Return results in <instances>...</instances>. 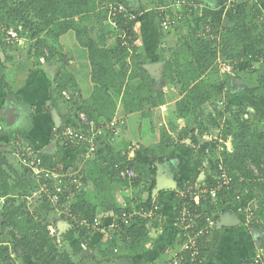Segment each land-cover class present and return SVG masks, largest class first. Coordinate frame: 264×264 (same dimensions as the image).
<instances>
[{"label":"trees","instance_id":"16d2710c","mask_svg":"<svg viewBox=\"0 0 264 264\" xmlns=\"http://www.w3.org/2000/svg\"><path fill=\"white\" fill-rule=\"evenodd\" d=\"M157 1L162 6L166 5V0ZM218 2L220 6H225L228 0H218ZM121 6L127 9V1L0 0V31L2 28L23 26L20 36L31 41L28 54L33 55L38 61L42 56H46L48 61L54 59L59 52L57 45L60 38L73 31L78 44L87 50L92 70L91 80L94 85L93 92L87 101L79 105L74 104L76 115L83 112L98 122L111 121L117 117L120 101L125 115L145 108L160 107L165 103L164 94L156 90L157 85L162 82L153 78L144 68L141 56L134 55L136 48L133 28L138 20L135 17L129 19L124 13H119ZM113 8L117 11L115 16L110 14ZM229 12L231 26H224L222 30L219 23L211 17L213 30L216 35H219L216 40L202 39L197 34L189 38L187 48L192 62L182 63L176 59L177 62L167 63L164 68V78L170 79L172 83H175L176 77H184L182 83L185 96L179 104L177 113L180 132L183 134L180 140L191 139L190 157L195 152L194 148L198 146L197 136L206 133L209 129L199 121V117L203 114L198 113V110L213 96L211 90L213 86L203 79L204 74L215 64L214 71L218 72V69L222 68L218 60L232 62L233 64L229 66L231 67L229 69H232L235 63L245 58L244 44L237 35L242 29H249L255 34V48L264 49V23H259V15L251 5V1L236 0ZM129 14L132 15L131 12ZM198 15L196 14V17ZM156 16L161 27L158 13ZM204 23L205 18L201 16V28ZM95 33L97 37L93 38ZM113 35L117 38L111 41ZM0 45L2 48L0 50V74L2 75L0 81L9 91L2 58L5 51L11 47L3 41ZM59 58L62 60L64 56ZM259 61V57L247 61L242 70L245 77L238 76L240 82L246 85L244 87L246 93L254 99L264 98V64L259 69L252 68ZM226 72L230 77L229 70ZM54 85L50 99L54 106L57 99H64V91L70 87H78L74 77L66 71L56 74ZM223 88V83L218 84L215 87V96L221 95ZM238 108L239 110L224 123L232 149L228 151L224 143L222 160L228 169L229 176L233 179V185L230 191H222L220 198L223 204L234 203L236 192L249 189L258 198L259 210L256 217L263 222L259 228L264 229V130L256 128L250 118L244 117L247 114L249 117V111L243 108V104ZM143 114L149 115L148 112ZM190 114L195 116L197 126L188 131L184 127ZM222 118L224 114L217 112L218 121H214L211 125L218 127ZM164 135L163 131L161 141L156 146L143 147L138 144L133 146V150L143 154L146 161H139L136 157L130 158L129 154L121 156L115 151L116 142L109 144V139L104 138L97 156L90 160L86 173L82 171V179L87 187L90 183L94 186L95 194H90L87 190L76 194L72 204L75 218L79 220L88 218L93 221L100 213L105 217L109 212L115 217L116 225L113 230L108 231L107 236L98 244L99 255L104 261L112 260L110 256H114L112 250L119 243L132 255L145 253L153 249L155 245L158 230L154 225L151 229L149 219L137 216L129 225H125L119 219L117 220V216L132 211V205H135L137 209L145 208L148 211H155L156 200L153 198V193L157 187L159 166L166 163V155L169 152ZM74 150L82 155L80 150ZM250 165L257 170V173ZM117 166L121 169L133 170L136 177L132 180L121 179ZM58 171L61 169L58 168ZM174 180L178 186L177 189L186 182L180 180L177 175ZM42 184H47L54 192V182L51 179H46ZM33 186L34 178L29 170L23 166L21 173L14 170L0 150V204L1 200H4L2 205L4 221L0 223V264H18V261L26 264L22 261L24 255L31 256L38 264H76L68 253L58 248V236L51 220V215L62 207L54 206L48 201V196L42 195L38 205L33 209L26 201L27 196L31 195ZM119 186L126 188L144 186L148 199L121 207L115 201L113 193L114 187ZM173 203L178 210L180 203L176 192L173 194ZM223 204L216 210L221 211L224 208ZM59 217L72 225V231L82 243H87L95 231L78 226L64 215ZM239 219L244 223L243 217ZM216 230L219 229L215 228L214 231ZM12 232L14 237L11 243L4 241L3 235H9ZM209 237L205 238L201 244V254L204 259L210 249L219 243V238L214 236L208 244ZM104 245H107L106 250H102Z\"/></svg>","mask_w":264,"mask_h":264},{"label":"crops","instance_id":"0c3cea01","mask_svg":"<svg viewBox=\"0 0 264 264\" xmlns=\"http://www.w3.org/2000/svg\"><path fill=\"white\" fill-rule=\"evenodd\" d=\"M126 1L128 3V12H131L132 16L138 20L133 28L135 32L134 46L136 48L134 55L142 57L145 69L148 65H161L160 70L156 71V73L151 74L148 72L153 78L162 82V84L157 85L156 90L164 94L165 103L160 107L145 108L142 111L125 115L121 101L118 102L117 117L124 119V125L121 127V136L116 140L115 151L121 156L129 154L130 158L136 157L139 161H146L143 154L136 153L133 150V146L137 144L143 147L156 146L160 143L164 131V140L169 148V152L166 155L168 162L166 161V163L159 166L157 185L160 183L175 185V175L179 176L180 180L193 183L199 181L208 182L210 179L206 180V174L212 170L211 168L215 160L222 157V152L225 150L223 147L224 143L227 145L228 151L232 149L231 142H229V138L226 135L224 123L231 114L239 110L237 108L240 105L243 104V108L249 111L248 118L252 120L251 122L254 126L264 130V98L254 99L245 94V90L241 91V87H235L233 84H241L242 82L239 79H235L232 83L226 72L229 70L231 76L232 73H235L233 71L238 69L241 71L239 76L245 77V73L242 72L243 66L249 59L255 57L260 58V61L255 63L258 65L256 69H259L264 64V53L261 52L263 48H255V34L249 29H242L237 35L238 39L244 44L245 58L235 63L232 69H229L231 67L226 69L221 68L218 69V72H215V64L211 68L212 70L210 69L204 74L203 79L213 86L211 89L213 96L198 110V113L200 115L203 114L199 117V121L204 123L205 127L209 129L206 133L197 136L198 146L194 148L195 152L190 157L191 139L180 140L183 134L180 132L181 128L177 113L179 104L185 96L182 83L184 77H176L175 83H172L170 79L164 78V68L167 63H174L176 59L182 63L192 62V58L188 55L189 49L187 48V43L189 42V38L197 34L201 29V15L199 14V16L198 13L197 17H195L196 14L190 15L189 18L180 21L173 30L167 32L160 27L156 16L158 12L156 13V10L168 7L169 4L176 3L177 0H166L165 6H162L157 0ZM188 1H195L206 6L213 19L221 26V30L224 26H231V17L229 18L228 16L230 15L225 14L229 12V9L225 8V6H220L218 0ZM250 1L259 15V23H264V0ZM151 3L153 4L152 8L148 7ZM182 9L186 11L185 8ZM224 9L225 18L224 16L223 18L227 19L228 23L222 22V18H216L220 17ZM177 10L179 11L180 9L175 7L174 11ZM71 32L74 35L73 46L76 53L69 51V54L66 49L68 46L66 39ZM96 37L97 34H93V38ZM23 40L22 44L8 48L2 58V63L5 67V80L11 91H8L0 81V121L2 122L0 124V150L5 154L12 168L21 173L22 165L13 151V143L18 137H21L24 142L29 141L32 145L42 148L41 150L44 155L49 159L47 161H54L52 166L55 168L58 167L69 171L81 169L86 173L87 167L91 162L86 161L74 149L58 148L55 150L57 147L53 144L55 141L52 132L55 124V112L62 120V124H65L63 122H67V120L71 121V123L75 122L77 115L74 104L77 103L79 105L87 101L93 92L92 70L87 50L78 44L75 33L70 31L60 38L57 45L59 52L54 59L50 61L46 59L44 64L37 61L38 66L31 69L30 58L33 57L32 59H34L33 55L21 60L12 56L14 50L19 52L21 48L25 49L28 47L26 41L29 42V40L25 37H23ZM247 49H252L257 52V55L248 57L245 52ZM60 56H64V58L62 60L58 59ZM59 67H63V71L68 72L74 77L78 87H70V89L64 91L72 93L71 100L73 102L66 100L64 96V99H57L54 106L50 99L55 88L54 78L59 73ZM6 72L12 74H7ZM1 76L0 74V78ZM11 77L12 79H10ZM237 80L238 82H236ZM218 81L220 84L223 83L224 88L221 95L215 96V87ZM6 101H9V105L4 109ZM144 112H148L149 115H144ZM217 112L223 113L224 118L220 120L218 127H215L211 123L213 124L217 120ZM195 119V116L190 114L185 121L184 128L188 131L196 128ZM217 133H219V136ZM224 139L226 140L223 141ZM81 165L84 166L80 168ZM86 190L90 194H93L95 191L91 183ZM174 192L175 190L166 186L157 195L153 193V198L156 200L155 214L150 220V227L153 229L154 225L158 230L157 240L153 249L145 253L132 255L119 243L112 250L114 256L110 255L112 260H114L113 264H167L180 250L184 239L176 225L177 209L173 203ZM113 193L115 201L121 207L129 203L132 205L148 199V193L144 186L140 188L114 187ZM131 207L135 208L136 206L132 205ZM225 214L235 215L231 209L226 208L225 212L221 211L217 214L216 219L218 223ZM98 217L101 219L102 227L93 232L87 243L80 242L76 233L72 231L71 226L66 221H62L60 217L52 221L54 231L58 236V248L68 253L76 264H112L110 261L106 262L104 260L98 262L96 260L98 256L95 251L98 252L99 242L116 225L115 217L110 212L105 217L100 213ZM218 229L207 239V243L209 244L215 236L219 238V243L207 253L205 264H241L242 261L255 254L257 246L251 233L243 223L233 227ZM106 249L107 245H104L102 250ZM99 257L102 258L101 256ZM23 259L22 261L26 263L28 260L29 264H38L29 255H24ZM18 264L23 263L18 261Z\"/></svg>","mask_w":264,"mask_h":264},{"label":"built area","instance_id":"2783aa9c","mask_svg":"<svg viewBox=\"0 0 264 264\" xmlns=\"http://www.w3.org/2000/svg\"><path fill=\"white\" fill-rule=\"evenodd\" d=\"M236 0H228L225 8L230 10V7ZM178 7L180 10L174 11ZM185 8L186 11H183ZM116 9H112V16L116 15ZM119 13H124L125 17L134 19L124 7L119 8ZM199 13L205 18L203 27L197 33V36L202 39L216 40L219 35L213 30L211 14L206 6L195 1L177 0L176 3L169 4L168 7H162L158 10V15L161 23V28L164 31L173 30L177 24L189 18L190 15ZM113 25H115L113 23ZM23 26L2 28L0 31V42L3 41L9 47L13 48L18 44L23 43V37L20 34L23 32ZM0 45V50H1ZM47 55V54H46ZM46 56H42L39 60L44 64ZM218 64L222 68L229 67L232 62H223L218 60ZM258 65L252 68L256 69ZM63 96L66 100L71 101L70 97ZM246 119L247 115L244 116ZM75 122H70L63 127L53 129V139L60 145L66 148L78 149L82 152V156L86 161H92L97 156L100 149L101 141L108 138L109 144L116 142L120 136L121 127L124 125V119L115 117L111 121L98 122L90 118L87 114L80 112ZM1 128V127H0ZM14 154L18 157L20 164L27 168L35 180L51 179L54 182V192L51 191L47 184H42L32 195L27 196L28 205L33 201L32 197L38 201L42 195L48 196V201L54 206L62 207L57 211L59 216L64 215L72 219L78 226L86 227L87 229L99 230L102 227L100 217H96L93 221L88 218L77 219L72 212V204L77 193L85 191L87 185L82 179L83 174L81 169L58 171V168L49 167L43 163V158L38 149H35L32 144L25 143L21 137L13 143ZM119 176L123 180H132L136 177L133 170L121 169L116 167ZM210 171L212 177L208 182H184L180 189L175 190L177 200L180 205L176 214L177 229L183 236V243L180 250L173 256L167 264H204L206 259L202 258V241L209 237L217 227V214L221 211L231 209L237 218H244V226L252 233L254 230H264L259 228L263 224L262 220L257 219L256 214L259 210L258 198L255 197L249 189L243 192H236L234 203L223 204L220 198L222 191H230L233 185V179L229 176L228 169L224 164L222 157H219L213 163ZM254 169V168H253ZM257 173V170L254 169ZM1 202L4 204V200ZM224 206L220 210H216L219 205ZM153 210L145 208H133L129 213H123L117 216L125 225H129L135 217H141L146 220H151L154 217ZM71 227L72 225L68 223ZM241 264H264V237L261 240L260 247L257 248L255 254L242 261Z\"/></svg>","mask_w":264,"mask_h":264},{"label":"rangeland","instance_id":"374dc122","mask_svg":"<svg viewBox=\"0 0 264 264\" xmlns=\"http://www.w3.org/2000/svg\"><path fill=\"white\" fill-rule=\"evenodd\" d=\"M148 7H153V4L151 3V5L149 6L148 5ZM156 12H158L157 10H156ZM225 9H224V12H221V14H220V17H216V15H215V17L216 18H222L223 20H221L222 22H229V21H227V19H224L225 18V14L227 15V14H229L230 15V12H227V13H225ZM214 16V15H213ZM223 16H224V18H223ZM195 17H196V15H195ZM212 17V16H211ZM229 18H230V16H228ZM218 20V19H217ZM220 21V20H219ZM226 25H228V24H226ZM199 32V31H198ZM73 37H74V35H73V33L71 32V34H68V37H67V39H66V42H67V47H66V49H67V51H68V53L70 54V52H74V53H76L75 52V50H74V46H73V42H74V39H73ZM115 37L117 38V36H114L113 35V39H110L111 41H113L114 39H115ZM26 43H27V45H28V47L27 48H25V49H20L19 50V52H16L15 50L13 51L14 53H12V56H14L13 58H17V59H25V58H29V57H32L31 55H28L27 53H28V48L30 47V45L32 44L31 43V41L29 40V42H27L26 41ZM75 44V43H74ZM73 46V47H72ZM71 48H72V50H71ZM80 48V47H79ZM27 50V51H26ZM80 50L81 51H83V49H81L80 48ZM264 49H262L261 50V52L262 53H264V51H263ZM25 51V52H24ZM70 51V52H69ZM23 52V53H22ZM246 52V54H247V56L249 57V56H255V55H257V52H255V51H253L252 49H250V50H246L245 51ZM21 53V54H20ZM11 54V53H10ZM33 58V57H32ZM32 58H30V60H31V69H34V67L35 66H38V64H37V58H34V59H32ZM249 59V58H248ZM250 60V59H249ZM58 70H59V73H63V67H59L58 68ZM51 72V71H50ZM233 72H235V73H232V75L230 76V78H229V80H231V82L233 81H235V79H238V76H239V74H240V70H238V69H236L235 71H233ZM7 73V72H6ZM7 74H12V73H7ZM10 79H12V77L10 78ZM234 79V80H233ZM232 82V83H233ZM11 83V82H10ZM218 84H220V82L218 81L217 82V85ZM234 85H235V87H241L240 88V90L241 91H244L245 90V84H240V83H233ZM245 94H247V93H245ZM248 95V94H247ZM67 97H70V99L72 98V93H70V92H68L67 93V95H66ZM249 96V95H248ZM65 98V97H64ZM237 109H239V108H237ZM68 114H70L69 112H67ZM231 116H232V114L229 116V118H227V119H230L231 118ZM226 119V120H227ZM252 121V120H251ZM71 122V121H70ZM69 122V120H67V122H63V123H65V124H62V120H60V125L59 126H56L55 124H54V128H59V127H63V126H65L66 124H68V123H70ZM225 126V125H224ZM53 128V129H54ZM219 133H217V135H218ZM219 136V135H218ZM25 140V139H24ZM226 139H224L223 141H225ZM26 141V140H25ZM25 143H29V144H32V143H30L29 141H26ZM54 144V146H56L57 148H55V150L56 149H60V148H65L64 146H62V145H60L58 142H54L53 143ZM33 147H35V149H38L39 150V152L41 153V157L43 158V163H45L47 166H49V167H51L52 166V164H53V162L54 161H47V160H49V159H47L46 158V156L44 155V153H43V151L41 150L42 148H39V147H36L35 145H33ZM84 165H81L80 166V168L81 167H83ZM251 166V168H253V166L252 165H250ZM52 167H54V166H52ZM72 168V167H71ZM22 171V170H21ZM206 180L207 179H211V177H212V173H210L209 171H208V173L206 174ZM42 182H43V180L42 179H38V180H35L34 179V186H33V190H32V192H31V195H32V193H34V192H36L37 191V189L40 187V185L42 184ZM32 199H33V201L32 202H30V206L33 208V209H35L36 208V206L38 205V201L35 199V197L33 198L32 197ZM2 205H3V202H1V204H0V223H2L4 220L2 219V213H3V208H2ZM124 207V206H123ZM234 217H236V215H234ZM57 218H59V213H53L52 215H51V220L52 221H55V220H57ZM13 237H14V233L12 232L11 234H9V235H7V234H5V235H3V239H4V241H6V242H8V243H11V240L13 239ZM95 253L97 254V256L98 257H96V258H98V260L97 261H99V262H101V260H102V258H100L99 256V253L97 252V251H95ZM24 260V259H23ZM32 260V259H31ZM30 260V261H31ZM107 261V260H106ZM113 261L114 260H110V262L113 264ZM23 262H25V261H23ZM26 263V262H25ZM26 264H29V262H28V260H27V263ZM98 264V263H97Z\"/></svg>","mask_w":264,"mask_h":264},{"label":"water","instance_id":"95a60500","mask_svg":"<svg viewBox=\"0 0 264 264\" xmlns=\"http://www.w3.org/2000/svg\"><path fill=\"white\" fill-rule=\"evenodd\" d=\"M161 68V65H148L146 66V69L151 73V74H154L156 73V71H159ZM238 82V80L236 81ZM9 105V101H6L5 102V108ZM4 113V112H2ZM60 117L59 115L55 112L54 113V121H55V125L56 126H59L60 125ZM175 185L174 184H158L155 191H154V194L157 195L159 192L163 191L164 188L166 186H168L169 188H171L172 190H177V184L176 182L174 181ZM242 222L239 218L237 217H234V216H231L230 214H225V216L220 220V222L218 223V228H226V227H233V226H237V225H241ZM251 236L254 240V243L256 244L257 248L260 247L261 245V240L262 238L264 237V230H254L252 233H251Z\"/></svg>","mask_w":264,"mask_h":264}]
</instances>
